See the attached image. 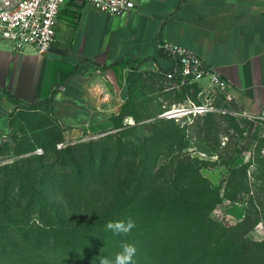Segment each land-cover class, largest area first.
Here are the masks:
<instances>
[{
	"label": "trees",
	"instance_id": "trees-1",
	"mask_svg": "<svg viewBox=\"0 0 264 264\" xmlns=\"http://www.w3.org/2000/svg\"><path fill=\"white\" fill-rule=\"evenodd\" d=\"M2 91L28 110L50 111V100L25 103ZM127 103L111 129L132 115ZM156 122L149 136L129 127L67 145L54 161L29 154L0 165V264H100L114 261L124 243L136 246L135 264H264V240L246 236L250 218L228 226L211 216L230 194L183 152L174 121ZM129 218L136 226L126 236L105 229Z\"/></svg>",
	"mask_w": 264,
	"mask_h": 264
},
{
	"label": "crops",
	"instance_id": "crops-1",
	"mask_svg": "<svg viewBox=\"0 0 264 264\" xmlns=\"http://www.w3.org/2000/svg\"><path fill=\"white\" fill-rule=\"evenodd\" d=\"M134 1L133 10L116 16L67 0L57 40L43 54L0 41V143L21 112L46 114L65 136L111 128L134 73L164 75L175 65L160 43L195 53L228 81L243 109L264 112V0ZM2 90L25 103L50 100V111L28 110Z\"/></svg>",
	"mask_w": 264,
	"mask_h": 264
},
{
	"label": "rangeland",
	"instance_id": "rangeland-1",
	"mask_svg": "<svg viewBox=\"0 0 264 264\" xmlns=\"http://www.w3.org/2000/svg\"><path fill=\"white\" fill-rule=\"evenodd\" d=\"M197 85L180 87L174 80L155 72L134 73L128 82V107L118 119L119 129L97 128L65 136L46 114L21 112L13 120V129L0 146V165L11 164L27 155L54 161L67 145L99 142L108 134L135 127L132 135L149 136L158 122L174 121L181 129L183 152L198 161L201 173L210 182L230 194L211 216L224 225L241 224L250 218L247 238L264 240V115L243 109L229 94L200 96ZM209 100L212 110L179 117H162L174 107ZM208 102V101H207ZM135 118H138L137 121ZM111 127L113 122L111 121ZM166 129L167 125H162ZM58 143H64L58 147ZM33 150L18 154L20 150ZM41 149L40 152H36ZM164 151H166L163 148ZM166 153H168L166 151ZM173 156V153H170ZM171 158H161L163 162ZM23 164V162H20ZM245 192L237 198L238 184Z\"/></svg>",
	"mask_w": 264,
	"mask_h": 264
},
{
	"label": "built area",
	"instance_id": "built-area-1",
	"mask_svg": "<svg viewBox=\"0 0 264 264\" xmlns=\"http://www.w3.org/2000/svg\"><path fill=\"white\" fill-rule=\"evenodd\" d=\"M87 1L99 10L116 16L136 7L134 0ZM66 3L67 0H0V41L8 42L17 51L34 46L38 54L47 52L57 40L59 18ZM159 49L175 61L173 68L164 74L173 79L175 84L187 87L208 78L209 84L201 88L200 96L228 94V81L195 53L171 43H160ZM190 102L191 105L166 110L161 116L197 115L213 109L209 100ZM63 146L64 143H58L59 148Z\"/></svg>",
	"mask_w": 264,
	"mask_h": 264
},
{
	"label": "clouds",
	"instance_id": "clouds-1",
	"mask_svg": "<svg viewBox=\"0 0 264 264\" xmlns=\"http://www.w3.org/2000/svg\"><path fill=\"white\" fill-rule=\"evenodd\" d=\"M135 221L129 218L127 221H109L105 225L107 231H111L116 235H128L135 228ZM137 248L134 244H122L121 251L116 253L114 261L107 257H100V264H135L134 257L136 256Z\"/></svg>",
	"mask_w": 264,
	"mask_h": 264
}]
</instances>
